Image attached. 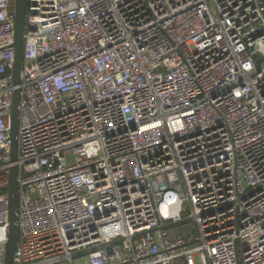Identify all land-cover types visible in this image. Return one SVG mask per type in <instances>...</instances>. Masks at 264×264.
Masks as SVG:
<instances>
[{
  "label": "built area",
  "instance_id": "1",
  "mask_svg": "<svg viewBox=\"0 0 264 264\" xmlns=\"http://www.w3.org/2000/svg\"><path fill=\"white\" fill-rule=\"evenodd\" d=\"M0 0V264H264V0Z\"/></svg>",
  "mask_w": 264,
  "mask_h": 264
},
{
  "label": "water",
  "instance_id": "2",
  "mask_svg": "<svg viewBox=\"0 0 264 264\" xmlns=\"http://www.w3.org/2000/svg\"><path fill=\"white\" fill-rule=\"evenodd\" d=\"M15 2V42L13 45L16 54L15 63V95L13 104V118L11 125V134L13 140V157L12 161L17 160L18 151V135H19V106H20V85L21 71L23 60L24 36L26 29L27 16V0H14ZM18 168L16 166L11 169L9 195H10V211H9V227H8V245H7V264L14 263V256L19 247L20 239V192L17 183Z\"/></svg>",
  "mask_w": 264,
  "mask_h": 264
},
{
  "label": "rangeland",
  "instance_id": "3",
  "mask_svg": "<svg viewBox=\"0 0 264 264\" xmlns=\"http://www.w3.org/2000/svg\"><path fill=\"white\" fill-rule=\"evenodd\" d=\"M87 261V258L86 257H83V258H77L75 259V263H85Z\"/></svg>",
  "mask_w": 264,
  "mask_h": 264
},
{
  "label": "crops",
  "instance_id": "4",
  "mask_svg": "<svg viewBox=\"0 0 264 264\" xmlns=\"http://www.w3.org/2000/svg\"><path fill=\"white\" fill-rule=\"evenodd\" d=\"M83 257H86L87 258V261L85 262V263H75V264H89V259H88V256L87 255H82V256H80V257H77V258H83ZM76 258V259H77Z\"/></svg>",
  "mask_w": 264,
  "mask_h": 264
}]
</instances>
